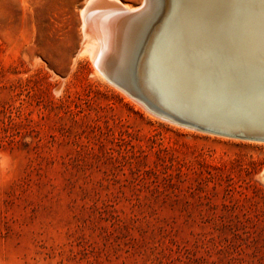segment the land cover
Instances as JSON below:
<instances>
[{
  "label": "rangeland",
  "instance_id": "374dc122",
  "mask_svg": "<svg viewBox=\"0 0 264 264\" xmlns=\"http://www.w3.org/2000/svg\"><path fill=\"white\" fill-rule=\"evenodd\" d=\"M86 1L0 0V264H264V141L110 85Z\"/></svg>",
  "mask_w": 264,
  "mask_h": 264
},
{
  "label": "bare ground",
  "instance_id": "6f19581e",
  "mask_svg": "<svg viewBox=\"0 0 264 264\" xmlns=\"http://www.w3.org/2000/svg\"><path fill=\"white\" fill-rule=\"evenodd\" d=\"M81 16L97 72L144 109L264 141V0H87Z\"/></svg>",
  "mask_w": 264,
  "mask_h": 264
},
{
  "label": "water",
  "instance_id": "95a60500",
  "mask_svg": "<svg viewBox=\"0 0 264 264\" xmlns=\"http://www.w3.org/2000/svg\"><path fill=\"white\" fill-rule=\"evenodd\" d=\"M197 129H200V128H197ZM202 131V130H201ZM236 137H243V136H240V135H236ZM264 174V169L262 170L260 176L262 177V175Z\"/></svg>",
  "mask_w": 264,
  "mask_h": 264
}]
</instances>
